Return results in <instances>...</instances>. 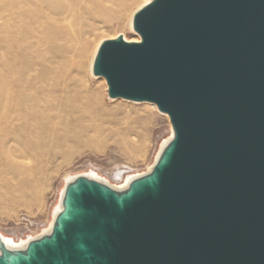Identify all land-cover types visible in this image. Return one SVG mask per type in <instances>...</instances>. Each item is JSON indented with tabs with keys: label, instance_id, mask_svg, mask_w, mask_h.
Wrapping results in <instances>:
<instances>
[{
	"label": "water",
	"instance_id": "1",
	"mask_svg": "<svg viewBox=\"0 0 264 264\" xmlns=\"http://www.w3.org/2000/svg\"><path fill=\"white\" fill-rule=\"evenodd\" d=\"M133 28L92 71L172 140L124 192L78 177L52 233L0 264H264V0H151Z\"/></svg>",
	"mask_w": 264,
	"mask_h": 264
},
{
	"label": "bare ground",
	"instance_id": "2",
	"mask_svg": "<svg viewBox=\"0 0 264 264\" xmlns=\"http://www.w3.org/2000/svg\"><path fill=\"white\" fill-rule=\"evenodd\" d=\"M131 1L0 0V54L6 51L4 47H8L9 41V44L16 43L12 55L7 56V62L3 63L0 56V198L5 197L7 201H15L16 198L33 200L43 190L49 173L55 168L56 159L69 157L75 147L85 146L89 132L100 125V116L109 126L117 127L116 134L121 136L125 145L136 142L138 130L149 123L147 116L139 114L128 120L123 118L116 126L113 125L111 114L102 108L95 110L96 91L92 89L91 80L84 76L88 42L97 33L109 34L107 27H101L102 22L108 20L120 25L122 14ZM150 1L143 0L128 19V28L133 32L137 33L133 28L134 13ZM2 3L6 6L2 7ZM11 6L16 9L15 40L8 36L11 33L6 31L5 35L3 32L9 27L5 9ZM118 36L127 41H140L138 33V37L131 39L121 33L101 39L87 64L88 70L90 65L91 76H96L92 69L101 42ZM6 65L7 69H16L13 86L2 74L1 70ZM81 95L85 99L84 104L79 103ZM113 99L121 101L117 106L133 113L146 108L155 110V107L160 112L153 102ZM85 116L90 127L83 124ZM173 135L170 123L167 137L160 141L152 163L142 172L127 173L116 178L115 182L95 170L66 175L49 223L35 235L22 239L14 240L0 233V255L4 251L11 255L25 253L31 241L49 236L57 217L64 210L67 187L78 177L95 180L117 193L124 192L133 181L152 172ZM99 139L104 140L102 137Z\"/></svg>",
	"mask_w": 264,
	"mask_h": 264
},
{
	"label": "rangeland",
	"instance_id": "3",
	"mask_svg": "<svg viewBox=\"0 0 264 264\" xmlns=\"http://www.w3.org/2000/svg\"><path fill=\"white\" fill-rule=\"evenodd\" d=\"M9 1H5L8 3ZM143 0H132L127 6L121 17V24L110 23L106 20L102 22L101 27H107L108 33H97L88 42L86 57L84 61V76L91 80L92 89L96 91V106L95 110L102 108L106 110L114 120L113 125H117L123 118L126 120L144 114L148 117L149 123L138 130V139L133 144H124L121 136L116 134L117 127H111L102 120L98 119L99 124L96 129H92L88 136L85 146L74 148V152L69 157L59 156L55 163V168L49 173L43 190L33 200L26 201L16 198L15 201H7L5 197L0 198V233L13 238L14 240L26 238L29 235H35L42 230L50 221L53 207L57 203L59 191L63 185L66 175H74L80 172L95 170L100 175L106 177L111 182L118 177H123L127 173H137L144 171L153 161L160 141L167 137L170 128V120L167 113L154 109L146 108L140 113H133L130 110L123 109L117 104L121 101L110 98L107 94L106 79L100 76H91L90 65L89 70L87 64L90 62V57L98 44L103 38L116 36L121 33L128 39L138 37L137 33L128 28L130 16L135 8H137ZM2 7L6 6L1 4ZM7 12V13H6ZM5 19H9V27L3 30L4 34L11 33L10 38L16 39V9L8 7L5 9ZM3 18V20H5ZM96 24V23H94ZM10 42V41H9ZM5 45L2 55V61L7 62V56H11L13 49L16 48V43ZM1 53V52H0ZM5 59V60H4ZM16 61V59H15ZM10 65V63H9ZM13 65V64H11ZM16 66V62L14 63ZM86 65V66H85ZM2 74L7 76V81L11 86L16 81V69H7V65L2 68ZM14 89V88H13ZM12 89V90H13ZM80 104L85 103L84 97L81 95ZM122 108V109H121ZM125 114H128L125 116ZM123 116V117H122ZM83 120V124L89 125L88 117ZM2 126L4 122L2 121ZM104 140L100 141L99 138ZM97 140V142H95ZM93 142L95 144H93ZM71 143H68L70 145ZM73 146V145H72ZM51 166V165H50Z\"/></svg>",
	"mask_w": 264,
	"mask_h": 264
}]
</instances>
